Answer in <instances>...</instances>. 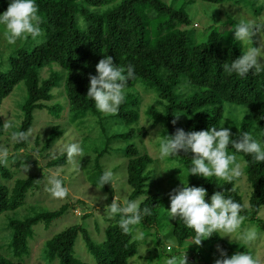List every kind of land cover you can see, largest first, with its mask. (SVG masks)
Masks as SVG:
<instances>
[{
    "label": "trees",
    "instance_id": "16d2710c",
    "mask_svg": "<svg viewBox=\"0 0 264 264\" xmlns=\"http://www.w3.org/2000/svg\"><path fill=\"white\" fill-rule=\"evenodd\" d=\"M201 1L218 4L225 0ZM9 2L10 0H0V13L7 10ZM35 3L42 18L44 41L31 49L19 48L9 56L8 71L0 72V104L18 83H25L27 99L21 106L22 117L18 131L27 132L32 126L35 111L46 109L53 117L59 116L61 108L49 107L46 103L53 99L54 88L62 87L58 85L59 82L63 84L71 116L69 122L75 128L81 127L82 134L86 132L79 145L84 155L91 156L84 162L86 166H90L89 169L86 168L88 182L102 191H108L109 184L102 186L99 183L104 173L99 160L112 149L113 143L127 144L121 152L127 159L126 184L132 189L128 201L142 198L140 208L151 209V215L144 216L137 224L143 229L158 227L160 210L167 200L162 193L149 189L145 172L153 160L146 151L139 150L132 142L135 135L138 138L145 137L148 133L146 129L142 127L136 130L130 127L128 131L114 130L107 133L112 125L129 127L137 124L140 118V100L124 96L118 114L101 117L94 101L86 97L89 74H97L95 66L100 59L112 56L115 65L125 70L129 64L133 66L135 76L128 81L123 92L133 88L138 81H143L153 86L158 98L166 102L162 113L150 106L146 111L147 120L150 118L154 122L152 128L157 124L162 125L160 139L166 133L174 134L176 128H182L186 132L208 130L213 126L219 128L225 103L247 108L246 114L237 124L238 132L234 135L245 131L250 133L253 127L264 133V70L258 74L249 72L245 77L225 72L223 64H231L232 60L242 54L241 44L234 40L232 45L224 47L223 36L216 31H211L201 43L192 42L191 31L185 29L190 21L183 7L178 6L177 0L169 3L163 0H121L102 11L100 8L106 4V0H35ZM262 10L264 0L262 6L250 9L255 15H259ZM77 17L83 18L82 28H78ZM45 68L49 70V76L42 78L40 74ZM181 78L198 91L189 96L176 93ZM178 113L187 115V118L183 123L177 120L174 125L172 121ZM94 127L97 130L95 137L91 135ZM158 128V133L161 134V129ZM58 129L52 128L44 142V149L61 136L62 132ZM95 138L93 142L98 141L97 144H88ZM26 145L27 141L15 142L14 149L20 151ZM226 151L235 153L245 163L244 168L242 164L240 176L245 173L250 187L248 207L244 206L238 190L234 188L235 178L229 183L220 181L215 176L206 179L189 175L194 154L181 150L177 157L189 176L187 185L204 187L207 189L208 199L213 192L224 191L226 197L230 196L243 206L240 215L244 220L256 222L264 231V222L257 217L264 206V162L257 163L251 155L236 153L231 144ZM12 160L16 158L12 157ZM25 160L18 161L14 168L11 163H0V214L21 207L28 193L35 195L44 186V176L40 174L17 179L12 185L7 184V180L12 179V174L23 173ZM45 160L47 168H61L68 163L65 151L58 154L47 153ZM69 207V204H65L57 210H44L22 221L11 222L13 233L10 246L13 252L17 255L26 253L33 228L39 224H51L61 218ZM119 219L120 216L117 215L115 223L104 228V238L103 231L100 232L96 227L93 233L87 231L86 225L66 227L44 244L43 253L48 264L55 261L56 264H130V259L139 252L131 230L137 225L130 226V231L126 234L119 226ZM170 235L182 246L185 242H194L196 234L177 217L173 220ZM79 236L87 254L86 261L74 252ZM200 245L202 248L207 247L209 252L205 255L210 257L212 264L219 258L218 246L226 250L227 255L230 251V246L218 233L202 240ZM188 251L191 255L187 264H194L201 248L192 247ZM88 257H91V261ZM172 257L169 256L168 259ZM0 264L28 263L11 261L0 254Z\"/></svg>",
    "mask_w": 264,
    "mask_h": 264
},
{
    "label": "rangeland",
    "instance_id": "374dc122",
    "mask_svg": "<svg viewBox=\"0 0 264 264\" xmlns=\"http://www.w3.org/2000/svg\"><path fill=\"white\" fill-rule=\"evenodd\" d=\"M119 1L121 0H106V4L100 8V11L113 7ZM163 1L169 3L172 0ZM177 4L183 7L187 14L190 23L185 29L191 31L192 42L197 44L205 41L211 31H216L223 36L224 47L232 45L235 40V25L241 19L253 20L257 24L264 25V10H262L259 15H255L250 11V9L254 10L256 7L262 6L263 0H225L218 4L206 3L201 0H177ZM79 18L81 17H77V25L78 28H82ZM42 30L45 35L43 28ZM252 39L253 46L257 48L261 47V55H264V29L256 32ZM42 40L44 41V36ZM35 45L37 44L31 39H19L14 45L8 44L3 35V26H0V72L8 71V58L14 51L23 47L31 49ZM259 60L261 63H264V56L260 57ZM40 75L42 78H47L49 76V70L46 68L43 69ZM58 85L62 87L58 86L59 88H54L52 91L53 99L46 104L49 107L61 108L59 116L53 117L46 109L35 111L33 114L32 126L30 128L31 135L27 140L26 147L20 151H15V141L12 140L11 133L13 131H18V126L21 122V106L27 99L25 83H18L13 88L11 94L0 104V146L8 149V157L5 164L10 165L11 163L14 168L18 161L26 159L23 164V173L12 174V179L7 180V184L12 185L17 179H24L27 176L35 174L44 176V186L41 192H37L35 195H30L28 193L24 205L15 210L5 211L0 214V254L11 261H23L28 264H48L49 261L43 253L45 242L70 225H86V229L90 233H93L96 227L100 232L103 231L104 238V228L115 223L117 220V217L116 219L108 217L105 213V206L111 204L115 197L118 203L123 206L125 202L128 201L132 191L126 184L125 165L127 159L121 152V149L125 148L127 145L124 142L113 143L111 145L112 149L99 160L103 172L110 170L114 174L113 187L109 183L108 191L106 192L88 182L86 177H88L87 169H89L90 166H86L84 162L90 159L91 156L88 154L84 155L83 150L82 154L75 158L76 163H67L61 168L46 167L47 160H45V155L47 153L58 154L64 151L65 145L71 143L80 144L83 136L86 134V132L82 134L81 127L75 128L74 125L72 126L70 124L69 119H71V116L68 112L69 106L64 87L60 82ZM197 91L195 87L191 86L183 78L180 79L175 90L176 93L183 96H189ZM124 96H130L131 99L137 97L140 100L139 122L129 127H117V125H112L107 133L110 134L114 132V130H117V132L128 131L130 127L136 130L142 127L146 129L148 133L145 137L138 138V136L135 135L132 142L139 150L146 151L153 160L152 164L149 165L145 172L149 189L162 193L167 200L160 210V226L151 227V229H143L141 225L132 227L133 240L137 241L139 252L137 256L130 259V264H166L169 256H175L177 264H179L184 255H186L187 264L190 258L189 255H191L188 250L192 247L201 248L197 258L194 260V264H212L213 262L210 257L205 255L209 252L206 246L202 248L201 245H196L191 241L185 242L182 246H179L170 235V229L174 219L169 216L168 212L170 209L169 193H171L173 189L183 187L184 183H188L189 176L184 167L179 163L177 156L161 158L159 147L163 139H160L162 136V125L157 124L152 128L154 124L153 120L150 118L147 120L146 111L149 106L156 109L157 112L162 113L163 106L166 105V102L158 98L156 89L153 86L143 81H138L133 88L125 90ZM246 112L247 108L244 106L225 103L220 127L230 128L233 134L237 133V124L240 123ZM103 116L104 114L101 113V117ZM177 116H179L178 121L180 123H183L187 118V115H182L180 113H178ZM6 119H9L13 123L11 129L6 130L3 127V123ZM54 127L59 128L58 130L61 131L62 134L53 144H50V147L44 149V142ZM158 127L161 129V134L158 133ZM250 133L257 139L264 136V133L254 127L251 128ZM96 134L97 130L94 127L91 135L95 137ZM94 140H96V138L88 144H92L93 146V143L97 144L98 141L93 142ZM262 147H264V144H262ZM228 153L231 154L230 152ZM12 157H15L16 160H12ZM237 158L241 168L242 164L244 168L245 163L242 158L238 156ZM26 166L27 171L25 170ZM12 171L14 172L15 170ZM50 175H56L61 179L63 186L68 189V195L64 199L53 198L46 190L48 187L47 178ZM0 179L2 178L0 177ZM219 180L224 181L220 178ZM234 188L238 190L244 206L248 207L250 187L246 181L245 173L243 176L235 178ZM105 196L107 199H104ZM136 200L141 201L142 198ZM205 201L207 203L211 202L207 195L205 196ZM65 204H69L70 207L61 218L49 225L39 224L33 228L26 253L23 252L17 255L13 252L10 246L13 233L10 226L11 222L22 221L44 210H57ZM83 216L87 217L84 218ZM257 217L264 222V206L261 207ZM247 231H255L257 233L256 239L251 242H245L241 239L240 237L242 234ZM218 234L220 237L224 235L223 233ZM221 238L230 246L231 252H228V256H232L236 252H245L251 254L254 260L259 261V264H264V231L258 227L256 222L252 223L243 220L237 232L232 233L230 237L224 236ZM74 252L83 261L87 260V254L82 245L81 236L76 239ZM88 260L91 261V257H88ZM56 262L57 261L52 262V264H56Z\"/></svg>",
    "mask_w": 264,
    "mask_h": 264
},
{
    "label": "clouds",
    "instance_id": "9594fccd",
    "mask_svg": "<svg viewBox=\"0 0 264 264\" xmlns=\"http://www.w3.org/2000/svg\"><path fill=\"white\" fill-rule=\"evenodd\" d=\"M39 9L35 0H10L7 10L0 13V26H3V35L7 43L14 45L17 40L31 39L37 45L42 43L44 32L41 28L42 18L38 14ZM83 26V18H79ZM264 29V25L257 24L253 20L241 19L234 29V39L238 41L242 48V54L232 60L231 64H223V70L227 73H235L240 77H245L249 72L254 74L264 70V63L259 58L261 47L253 46L252 37L256 32ZM96 75L89 74L88 98H91L96 109L104 114L116 115L125 97L123 90L128 81L134 78V68L128 65L127 69L117 67L112 56H104L96 64ZM172 123L175 125L179 116H175ZM3 127L8 130L13 127V123L6 119ZM31 135V130L13 131L11 138L19 143L27 141ZM236 137L232 139V137ZM236 150V153L251 155L254 162H264V136L260 139L254 138L247 131L234 135L230 128L211 127L202 131H184L176 128L174 134H167L160 143L159 153L161 158L168 156H178L180 151L191 152L192 166L189 168V175H197L204 178L215 176L231 183L234 178L242 174L241 165L235 153L229 154L226 150L229 145ZM64 151L67 154L69 164L76 163L75 158L82 154L79 144L71 143L65 145ZM8 149L0 146V163H6ZM231 166V167H230ZM27 171V166L26 169ZM114 174L110 170L104 171L99 179L100 185L111 184L113 187ZM47 191L53 198L64 199L68 195V189L63 186L61 179L56 175L47 178ZM207 189L204 187L188 186L173 189L169 193L170 209L169 216L172 219L179 217L186 227L195 232L194 244L200 245L202 240L209 238L213 233H223L221 237L229 236L237 232L244 217L240 215L243 206L234 201L230 196L226 197L224 191H215L211 195L210 203L205 201ZM104 199H107L105 196ZM140 200L126 201L121 206L117 198L112 203L105 206V213L111 219L118 221L121 230L129 233L130 226L139 224L144 216L151 215L150 208H140ZM255 231H247L240 237L245 242L256 239ZM219 258L215 264H259L251 254L236 252L228 256L226 250L217 247ZM166 264H177L175 256L168 259ZM179 264H186V255Z\"/></svg>",
    "mask_w": 264,
    "mask_h": 264
}]
</instances>
